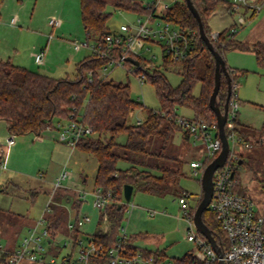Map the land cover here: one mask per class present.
<instances>
[{"label":"trees","instance_id":"trees-1","mask_svg":"<svg viewBox=\"0 0 264 264\" xmlns=\"http://www.w3.org/2000/svg\"><path fill=\"white\" fill-rule=\"evenodd\" d=\"M192 1L202 17L209 36L212 31L209 19L214 11L220 7L232 10L229 0ZM107 5L106 0H80L81 19L87 39L103 40L105 35L111 32L107 25L111 12L107 10ZM114 5L116 8L137 13L151 11V8L140 0H116ZM167 17L191 32L190 40L194 48L184 59L173 61L169 56L164 58L166 66L178 64L182 67L184 77L177 87L170 84L164 73L158 70L153 73L146 70V62L140 59L141 65L147 73L146 79L151 80L159 95V108L147 107L143 102L135 99L132 96L130 83L116 82L102 76L100 68L107 62V59L93 53L77 62V75L73 78L56 77L0 58V119L6 121L9 132L19 135L38 132L47 126L55 127L57 126L54 124L55 118H58V121L67 120L72 113L92 128V133L81 137L76 148L96 157L99 165L94 185L107 191L111 190L113 194L111 203L101 211L96 230L92 234L95 241L98 244H103L106 250L117 241L123 216L122 211L125 206L123 201L125 184H132L134 190L155 195H165L172 190L178 192L179 196L188 192L179 188V180L186 174L180 168L171 167L164 162L172 158V155L167 152V148L177 130L182 131L185 138L191 137V133L184 130L176 120L179 115L177 108L179 106L189 107L193 110V117L203 118L211 127L215 128L216 134L219 133L217 115L209 104L215 86L216 61L214 53L201 39L198 20L185 0H175L167 11ZM232 27L234 25L222 29L218 39L212 40L216 49L224 58L227 50L232 47L240 50H252L258 64L264 68V42L239 40L235 37L236 32L231 33ZM115 54L117 55L116 52ZM201 56L205 58L202 74L198 72V61ZM126 64L131 66V62L128 60ZM227 69L232 78L231 99L236 98L240 105L241 100L237 92L240 84L239 79L247 74L249 69H237L228 64ZM89 70H92L91 80L88 79L87 72ZM198 82L201 83V92L199 95H195L193 90ZM227 94V76L223 73L218 94V104L222 110H224ZM141 107L146 108V118L141 123H129L130 113ZM83 109L84 111H82ZM225 129L227 135L234 132L243 140L246 138L244 124L239 120L238 112L232 121H227ZM262 129L264 130V125ZM120 134L126 135L125 141L118 140ZM214 158L205 157L204 167ZM120 160L127 161L128 166H119ZM236 162L237 168H240L245 163L244 156L238 154ZM234 177L238 182L235 191L249 195L247 190L241 186L237 169L234 170ZM202 198L203 196L198 204ZM81 203V199H76V206L79 207ZM58 211L55 204L51 205V210L48 212V231L52 239L51 242L60 234V225L64 218ZM105 216H107L111 231L103 230ZM18 217L22 221L17 223L13 232L16 237L25 224V215L18 214ZM203 218L222 251H225L229 247L230 241L217 218L216 211L208 207L203 213ZM198 232L203 238H206L200 230ZM79 233L78 229L74 232L75 236ZM145 235L144 233L129 235L126 245L134 250H141L145 257H151L153 264L166 261V248L153 250L133 243L134 239ZM16 237H14L15 241ZM5 247L6 251L0 252V264L5 262L7 256L15 250L9 245ZM54 248L57 249L55 254L58 255L61 247L51 245L49 250L52 251ZM105 260L107 257L102 258V261ZM172 261L173 264H219L218 261L208 263L197 250H190L180 257L173 258Z\"/></svg>","mask_w":264,"mask_h":264},{"label":"rangeland","instance_id":"rangeland-1","mask_svg":"<svg viewBox=\"0 0 264 264\" xmlns=\"http://www.w3.org/2000/svg\"><path fill=\"white\" fill-rule=\"evenodd\" d=\"M106 1L108 2L107 10L111 12L107 21L111 32H121L122 24L133 25L138 14H141L116 8L114 5L116 0ZM140 1L147 4L152 0ZM164 2L174 4L171 0H164ZM7 3L10 4L9 10L6 13L3 11L0 16V58L37 71L52 73L51 75L56 77H75L77 62L91 53L86 48L76 52L73 46V41H86L87 39L81 19L80 0H27L22 8L15 6L14 0H7ZM245 9L248 8H242L239 11ZM14 10L19 12L22 21L13 22ZM52 17L55 19L62 17V21L66 18V21L62 27L60 25L53 27L49 24ZM227 21L220 13H217L210 17L209 25L212 31H221L219 29H222ZM46 46L48 47L47 63H36L33 52ZM133 54L143 62L152 64L149 72L153 73L158 70L164 73L173 87H177L183 80L181 65L166 66L164 64L161 41L138 40L134 43ZM73 55L75 58H72ZM257 65L258 70H251V75H264V68L256 61L253 66ZM204 66L205 58L201 56L198 61L200 74L203 73ZM127 69L126 66L109 65L106 70L107 79L130 83L132 96L135 99L140 100L147 107L159 108V95L151 80L146 79L144 83H140L137 74ZM261 79L260 92L253 97L261 103L241 102L239 105V120L246 124L244 125L246 138L244 142L238 143L235 149L245 159V163L240 168H236L241 186L252 196L257 210L264 213V130L262 129L264 125V77ZM239 81L243 83L242 78ZM245 85L247 87L245 90H239L241 99L249 96L248 94L255 89L253 84ZM200 92L201 83L198 82L193 93L199 95ZM177 112L185 117L194 116L193 110L189 107L179 106ZM145 118L146 108L141 107L130 113L128 122L135 124L138 120L143 121ZM60 121L63 125L67 122L64 119ZM56 122L58 118L54 119V124ZM50 133L47 129L42 131L41 134L45 138L44 143L35 141L34 132L16 135L17 141L24 139V143L28 142L29 145H23L21 142V145L11 151L9 147H4L5 154L0 163V241L4 245L7 239L15 240L16 236L13 232L17 223L22 221L18 214L25 215V224L16 237V241L21 243L28 233V226L41 216L51 198V205L56 204V194L52 195L51 192L57 178L62 173L71 174V178L63 179V184L66 186L71 184L76 189L75 193L81 190L91 191L94 187L95 174L99 165L96 157L78 148L72 150L68 143L57 138L58 132L56 133V148L53 147L54 142L48 145L47 140L53 141ZM118 140L125 141L126 135L120 134ZM167 152L172 155V158L164 162L171 167L180 168L186 174L180 178L179 188L190 193L189 202L192 213H195L197 197L202 194L203 186L201 171L196 175L190 163L192 160L203 162L206 157V144L201 139L195 142L193 137L185 138L183 132L177 130ZM118 164L121 167L128 166V162L124 160H120ZM58 194L67 195V192L58 191ZM88 200L89 202H84L81 212L90 216L91 220L85 224L84 229L92 233L99 222L100 211L92 204V195L88 194ZM132 204L134 207L130 212L128 209L132 208ZM72 213H77V209L72 210ZM122 213L121 226L126 228L129 235L140 233L148 235L145 238L134 239L135 245L154 249L166 248V261L180 257L190 250H197L200 255H203L195 243L187 237L189 224L183 217L184 210L179 203V193L175 190L165 195H155L135 189L131 199L125 202ZM103 230L111 231L110 224H103ZM69 249L70 243L67 247H62L58 255L55 254L57 249L54 248L48 252L47 256L50 258L56 255L57 261H60Z\"/></svg>","mask_w":264,"mask_h":264},{"label":"built area","instance_id":"built-area-1","mask_svg":"<svg viewBox=\"0 0 264 264\" xmlns=\"http://www.w3.org/2000/svg\"><path fill=\"white\" fill-rule=\"evenodd\" d=\"M174 3L175 0H171ZM232 10L239 12L240 9L248 8L251 11L259 12L264 7V0H229ZM151 8L148 13L138 14L133 25L122 24L121 32H110L105 35L103 40L73 41L75 50L89 49L91 53L107 59V62L100 68L101 75L107 77L109 65L126 66L128 71L137 74L140 83H144L147 78L146 70H150L152 64L146 62V70L141 65V60L133 54L134 43L138 40L161 41L163 59L169 56L173 61L186 58L194 48L190 40L191 32L167 17V11L171 3L164 0H152L145 4ZM15 22V18H13ZM50 24L53 26L61 25L59 18H51ZM231 33L237 31V27L231 28ZM220 31H211V40L218 39ZM52 35H50L51 37ZM48 47H43L34 52L36 63L42 64L45 61ZM117 53V55L115 54ZM120 52V55H118ZM133 56L140 60L139 64L131 62V66L126 64L127 57ZM103 70V72H102ZM88 79H92V70L87 72ZM239 110V102L236 98L230 99L228 121H232ZM178 124L186 131L191 133L194 141L201 139L206 144V158L216 157L222 149V141L219 133L216 134L214 127H211L203 118L176 117ZM142 120H138L141 123ZM59 140L68 143L73 149L77 147L81 137L92 133V128L84 123L80 117H75L74 113L67 119V122L58 123ZM218 128V126H217ZM230 142V153L225 164L219 167L213 176L214 193L209 204V208L216 211L217 218L226 232L230 244L222 251L220 256L213 244L199 234V230L194 222V214L191 213L189 202L190 193L185 192L179 196V203L184 210V218L188 222L187 237L194 242L197 249L202 253L206 261H223L225 264H264V213L255 207L254 200L250 195L240 194L235 191L237 180L234 177V170L237 168L236 145L244 142L236 133L228 135ZM15 141V134L9 132L6 143L12 144ZM196 175L204 171V163L201 161H191ZM201 168V170H200ZM71 174L64 172L57 178L53 193L61 188L76 190L71 185H64L63 179L70 178ZM77 199H86L88 194L92 195V204L100 211L106 209L111 203L113 194L111 190H105L100 186H94L91 191H79ZM124 202H128L125 198ZM52 198L46 205L45 212L28 228V233L23 237L20 246L9 254L6 261L1 264H19L24 259L31 261H45L50 264H153V259L145 257L141 250L129 248L126 243L129 234L126 228L120 226L116 243L108 250L103 244H98L93 235L83 233L82 228L91 220L88 214H79L73 221L69 222L68 227L72 233L63 237L53 239L48 231L47 213L51 210ZM134 205L132 204L133 209ZM105 216L104 224H107ZM109 224V223H108ZM106 227V226H105ZM78 229L80 233L75 236L74 232ZM107 231V230H105ZM122 231V232H121ZM52 243V244H51ZM67 252L60 261L56 255L47 256L51 245L55 247H67ZM6 247L0 241V252H5ZM107 260L102 261V258ZM160 264H173L172 260L163 261Z\"/></svg>","mask_w":264,"mask_h":264},{"label":"crops","instance_id":"crops-1","mask_svg":"<svg viewBox=\"0 0 264 264\" xmlns=\"http://www.w3.org/2000/svg\"><path fill=\"white\" fill-rule=\"evenodd\" d=\"M25 1H27V0H14L15 6H18V8H22L25 5ZM9 7H10V4L7 3V0H0V16H1L3 11L6 13V11L9 10ZM1 9H3V10H1ZM217 13H220L222 18H225L226 21L228 20L227 24L222 29H224V28H226V27H228L230 25H234V26L237 27V31H236V35H235V37L237 39L242 40L244 42H256V41H263L264 42V7L259 12H255V13L253 11L249 10V9H245V10H242V11H239V12H234L232 10H229V9L225 8V7H220V8H217L214 11L212 16L216 15ZM9 15H10V12H9ZM9 15L6 14V16H9ZM13 18H15V22H17L18 20L22 21L21 15L16 10H14V16H12V19ZM59 19H61L60 27H62L64 25L65 21H66V18H65L64 21H62V17H60ZM29 22L31 23L32 21H29ZM47 27H48V25H47ZM241 28H243L242 32H240ZM222 29H219V30H222ZM239 35H240V37H239ZM55 45H56V43H55ZM79 51L80 50H76V52H79ZM72 58H75V56L73 55ZM47 59H48V57L45 58V61H44L43 64L47 63ZM225 59H226L227 64L229 66L233 67V68L249 69V72L247 74L241 76V78L243 80V83L239 84V88H238V91H237L239 99L241 100V102H246V103H250V104L251 103H253V104L254 103H257V104L261 103V102H258V100H255V98H253L255 94H257V93L259 94V92H260V82L262 80L261 78L264 77V75H261V76L251 75V73H252L251 70H258V65L256 67L253 66L255 64V62L257 61L254 52L252 50H240L238 48L232 47V48L228 49L227 52L225 53ZM253 72H255V71H253ZM49 74H52V73H49ZM256 78H258V79H256ZM248 83L249 84H253L255 89L253 88L254 91L250 92L248 94L249 96H244V98L242 97V99H241V97H240L241 95L239 93V90L240 89H244L245 90L247 88L245 84H248ZM241 102H240V104H241ZM65 121H67V120H65ZM61 122L62 121L56 122L57 126H55V127L47 126L46 128H43L42 130H40L38 132H34L36 134L35 137H34L35 141H37L39 143L40 142L44 143L45 142V138L42 136L41 133H42V131L44 129H47L48 131L51 132L50 133V137L53 139V141L47 140L49 142L48 145H50L51 142H54L52 144H53V147L56 148V143H55L56 142V133L59 131L58 123H61ZM243 124L246 125L245 123H243ZM29 133H32V132H29ZM8 134H9L8 124L6 123L5 120H1L0 119V163L2 162L3 156L5 154V150H4L5 146L9 147V149L11 151L13 148H16L17 146L21 145V142H23V145H29V144H27L28 142L24 143V139H22L23 141L22 140L17 141L16 138H15L14 143H12V144L6 143V138H7ZM25 134H28V133H25ZM19 135H23V134H19ZM15 137H16V135H15ZM57 138L59 139V132H58ZM33 145H34V143H33ZM75 149L72 148V150H75ZM192 161H197V160H192ZM190 165H191V163H190ZM69 185H71V184H69ZM53 189H54V187H53ZM53 189H52L51 193H53ZM64 189L68 190L67 191L68 192L67 195H58V191H65ZM58 191H55V193H54V194H57L56 205H57V208L59 209L58 212L62 213V215L64 217L62 222H61V225H60V229H61L60 230V234L58 235V237L61 238L63 236L70 235L72 233L71 229L68 227L69 222L73 221L74 218H76V216L79 215L80 213L82 214L81 209H82V207L84 205V202H89V200H88V197L86 199H81L82 203L78 207V206H76L77 205L76 204V199L79 196L78 193H75L73 190H70L68 188H61ZM203 193H204V191H202V194ZM202 194L197 197L196 206H197L198 201H199L200 197L202 196ZM190 197H191V195H190ZM190 197H189V199H190ZM75 208L77 209V213H72V210H74ZM45 209H46V207H45ZM45 209H44L43 213L45 212ZM100 213H101V211H100ZM42 214H41V216H42ZM48 214L49 213H47V217H48ZM37 220H35V222L30 224L28 226V228L30 226L34 225ZM82 231H83V233L84 232L87 233L86 236L93 234V232L92 233H88L84 229V227L82 228ZM147 236L148 235L146 234L144 236V238L147 237ZM6 245H9L13 249H17L20 246V243L15 241V240L7 239L6 240ZM143 248H148V249H153L154 250V248L148 247V246L147 247H143ZM155 249H164V248H158L157 247ZM19 264H50V263L45 262V261H31L29 259H24Z\"/></svg>","mask_w":264,"mask_h":264},{"label":"water","instance_id":"water-1","mask_svg":"<svg viewBox=\"0 0 264 264\" xmlns=\"http://www.w3.org/2000/svg\"><path fill=\"white\" fill-rule=\"evenodd\" d=\"M188 7L191 9L193 14L198 20L199 23V33L202 40L205 41L208 48L213 51L215 56V86L213 89V92L210 97L209 104L211 108L214 110V112L217 115V126L219 131V137L222 141V149L220 153L204 168L203 174H202V186H203V198L198 204L195 213H194V222L198 230L202 232V234L213 244V246L218 251L219 255L222 256L223 252L219 244L217 243L214 235L212 234V231L210 227L206 224L203 218L204 211L209 207V204L211 203L213 193H214V183H213V176L215 171L223 166L229 156L230 153V142L228 139V135L226 133V123L228 121V113H229V104L230 99L232 96V78L231 75L227 69V62L226 59L223 57L222 54L216 49L214 43L212 42L210 36L207 34L205 30V26L202 20V17L194 5L192 0H185ZM127 60L134 63L139 64L140 60L137 58H134L133 56H128ZM225 74L227 76V82H228V94L226 101L224 103V110L220 107L218 104V94L221 87V80H222V74ZM241 162V160H240ZM134 190V186L132 184H125L124 185V198L129 201L132 197ZM219 264H225L223 261H220Z\"/></svg>","mask_w":264,"mask_h":264}]
</instances>
